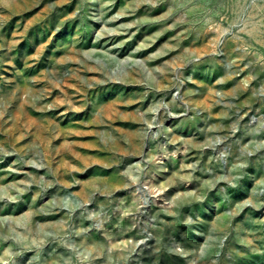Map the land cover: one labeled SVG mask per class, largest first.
I'll return each instance as SVG.
<instances>
[{
	"label": "rangeland",
	"instance_id": "rangeland-1",
	"mask_svg": "<svg viewBox=\"0 0 264 264\" xmlns=\"http://www.w3.org/2000/svg\"><path fill=\"white\" fill-rule=\"evenodd\" d=\"M0 264H264V0H0Z\"/></svg>",
	"mask_w": 264,
	"mask_h": 264
},
{
	"label": "bare ground",
	"instance_id": "bare-ground-1",
	"mask_svg": "<svg viewBox=\"0 0 264 264\" xmlns=\"http://www.w3.org/2000/svg\"><path fill=\"white\" fill-rule=\"evenodd\" d=\"M197 1H198V0H197ZM239 8H240L239 5L236 4L235 7H234V11H235V12H238ZM245 93H247V92L244 91V90H243V91L241 90V91H239V93H238L239 95H238V96H242V95H244ZM221 242H222V239H218V241H217V245L219 246V245L221 244Z\"/></svg>",
	"mask_w": 264,
	"mask_h": 264
}]
</instances>
